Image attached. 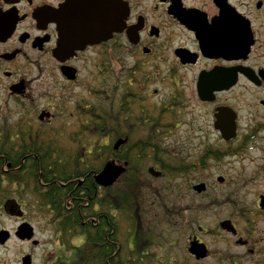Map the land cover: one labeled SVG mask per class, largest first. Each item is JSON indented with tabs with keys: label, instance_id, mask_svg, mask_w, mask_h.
Returning a JSON list of instances; mask_svg holds the SVG:
<instances>
[{
	"label": "flooded vegetation",
	"instance_id": "af4514ba",
	"mask_svg": "<svg viewBox=\"0 0 264 264\" xmlns=\"http://www.w3.org/2000/svg\"><path fill=\"white\" fill-rule=\"evenodd\" d=\"M123 138L128 157L131 139L150 147L169 194L162 264H264V0H0V211L58 191L57 211L82 212L40 204L56 229L78 227L55 236L53 261L20 251L38 248L32 223L0 224V264H115V183L96 176Z\"/></svg>",
	"mask_w": 264,
	"mask_h": 264
},
{
	"label": "rangeland",
	"instance_id": "374dc122",
	"mask_svg": "<svg viewBox=\"0 0 264 264\" xmlns=\"http://www.w3.org/2000/svg\"><path fill=\"white\" fill-rule=\"evenodd\" d=\"M198 123H205V120L202 119L198 121ZM168 141L169 139H164V142ZM147 180L150 185L156 189L159 182L152 178H148ZM142 191L144 192V189ZM19 195L21 196H17L18 198L20 197L18 203L20 205L24 202L27 204L26 207H20V209H22V216L10 217L7 216L4 211H0V224L10 228L14 227L17 221L26 220L32 223L35 229V239L39 241L38 248H30L21 244L20 251L27 252L29 250L42 252L50 256L52 261L54 259L58 260L56 256H65V251L61 249V246H59L55 238L56 228L54 224L51 223L53 217L50 219L49 213L40 206L42 203L38 199V196L31 193H20ZM149 196L150 195L147 196L144 204L141 205V209L137 215H135L136 213H132L128 216L124 214L118 215V224L120 226L119 240L123 243V246L130 245L131 250L133 248L132 253L126 250L127 248L125 249L130 256L132 254L135 258H139V252H145L147 253V257H145L144 260L145 264H161V256L166 252H168L169 256L173 253L171 252L172 248L168 246L166 240H171L175 235H172V231L164 224V212L162 206H160V201L154 196H151L149 199ZM129 216H131V218ZM78 243V241H74V244Z\"/></svg>",
	"mask_w": 264,
	"mask_h": 264
},
{
	"label": "trees",
	"instance_id": "16d2710c",
	"mask_svg": "<svg viewBox=\"0 0 264 264\" xmlns=\"http://www.w3.org/2000/svg\"><path fill=\"white\" fill-rule=\"evenodd\" d=\"M105 121L107 120V117L104 116ZM100 122L99 126V134L100 136L104 135L106 133L105 127L103 126V120ZM107 125V121H106ZM141 131L136 132L137 134H140ZM135 139L130 140L131 146V155L130 157L127 156V151L126 147H123L119 152H112V154H115L116 158H120L123 161L126 159L128 162V165L126 167V171L120 176V178L116 181L114 185V199H113V206L116 214V241H118V215L119 214H124V215H131L132 213H136L135 215L138 214L139 210L141 209V205L144 204L145 200L147 199L148 194L145 192V189H149L152 195L150 196H159L161 197L160 191L155 190L154 188L150 187V183L148 182V176L146 173V168L148 164H146V158H148V154L150 152H153L150 147L145 146L144 144H136L134 142ZM140 140V139H137ZM101 148V147H100ZM102 149V148H101ZM105 152L101 154H107L109 155V150L111 148H103ZM101 162V166H102ZM33 168V167H32ZM144 189V192L142 191ZM160 194V195H159ZM38 199L40 200L41 203L43 204H48L50 203L53 208L56 210L60 204L64 202V195L61 194L60 192H54L52 194H49L48 196L43 195V194H37ZM149 196V199H150ZM84 197H89V196H84ZM91 197V196H90ZM92 198V197H91ZM104 203H108V195H104ZM57 211V210H56ZM89 213V212H88ZM71 212H66L65 210H59L57 211V216L61 220H68L71 218H74L75 220H79L81 217V213L75 212L73 213V216L70 217ZM91 213H89L90 215ZM92 215H90L89 218H91ZM131 218V216H129ZM71 228V227H70ZM70 228L64 224H62L60 227L56 229V232L59 236L60 232L63 233L64 237L65 234ZM78 227H73L71 228L73 230V233H76V229ZM86 229V228H85ZM88 236L86 239V245L91 249L93 247L94 243L98 242V240L95 238V230L94 228H88ZM81 230V229H80ZM65 239V238H64ZM116 257H115V264H145L144 263V258H135L132 256L131 259L123 258L120 253L119 249V244L116 243ZM101 257L100 254L98 255ZM97 259L96 257L91 256H86L84 259L85 264H91L92 261L99 260V264H101V260ZM124 261H128L127 263H124ZM60 264V262H58Z\"/></svg>",
	"mask_w": 264,
	"mask_h": 264
},
{
	"label": "water",
	"instance_id": "95a60500",
	"mask_svg": "<svg viewBox=\"0 0 264 264\" xmlns=\"http://www.w3.org/2000/svg\"><path fill=\"white\" fill-rule=\"evenodd\" d=\"M58 24L60 25V20H58ZM60 28V26H59ZM60 31V30H59ZM61 33V32H60ZM63 43H61V40L59 41V45H58V48H57V51H56V55L59 56V54L62 52V49L64 51V48H63ZM210 93L209 92H203V96L202 97L203 99H208V95ZM218 115V120L216 122L217 125H219V127L224 130L220 124H228V121H225L223 120V116H225V111H220V114H217ZM223 132H229V131H223ZM226 138H228L226 136ZM126 139L122 140H118L115 144V149L118 150L120 148V146H122L124 143H126ZM125 171V168L123 166H114V164L112 163H107L105 165V167L103 168V170L100 172L99 175L96 176V181L101 185V186H110L112 185L116 180L117 178ZM149 172L151 174H153L154 176H159L160 175V172H157L154 168H150L149 169ZM203 188V186H199L197 187V189L201 190ZM19 235H20V238L21 239H31L32 238V228L29 224H23L21 227H20V230H19ZM192 251V250H191ZM198 257L200 256H204V252H200L197 254Z\"/></svg>",
	"mask_w": 264,
	"mask_h": 264
}]
</instances>
